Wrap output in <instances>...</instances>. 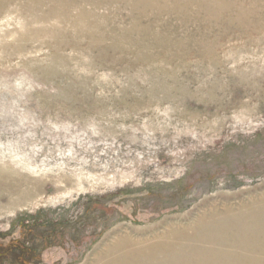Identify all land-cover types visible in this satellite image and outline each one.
Returning a JSON list of instances; mask_svg holds the SVG:
<instances>
[{
	"label": "rangeland",
	"instance_id": "obj_1",
	"mask_svg": "<svg viewBox=\"0 0 264 264\" xmlns=\"http://www.w3.org/2000/svg\"><path fill=\"white\" fill-rule=\"evenodd\" d=\"M223 1L0 0V264L264 193V8Z\"/></svg>",
	"mask_w": 264,
	"mask_h": 264
},
{
	"label": "bare ground",
	"instance_id": "obj_2",
	"mask_svg": "<svg viewBox=\"0 0 264 264\" xmlns=\"http://www.w3.org/2000/svg\"><path fill=\"white\" fill-rule=\"evenodd\" d=\"M258 3L264 8V0H240V8L233 0L226 11L237 7L241 17L252 16ZM161 223L115 229L111 241L94 249L89 264H264V193L234 202L208 200L184 218Z\"/></svg>",
	"mask_w": 264,
	"mask_h": 264
}]
</instances>
